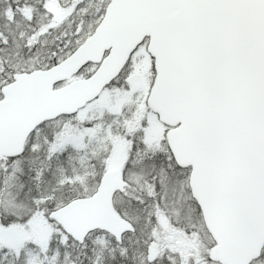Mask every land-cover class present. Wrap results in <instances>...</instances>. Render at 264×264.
I'll return each mask as SVG.
<instances>
[{
	"label": "snow or ice",
	"instance_id": "6c2138e0",
	"mask_svg": "<svg viewBox=\"0 0 264 264\" xmlns=\"http://www.w3.org/2000/svg\"><path fill=\"white\" fill-rule=\"evenodd\" d=\"M0 264H264V0H0Z\"/></svg>",
	"mask_w": 264,
	"mask_h": 264
}]
</instances>
